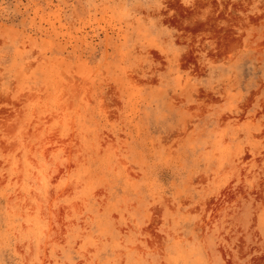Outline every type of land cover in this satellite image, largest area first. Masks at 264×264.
Here are the masks:
<instances>
[{"label":"rangeland","instance_id":"rangeland-1","mask_svg":"<svg viewBox=\"0 0 264 264\" xmlns=\"http://www.w3.org/2000/svg\"><path fill=\"white\" fill-rule=\"evenodd\" d=\"M0 264H264V0H0Z\"/></svg>","mask_w":264,"mask_h":264}]
</instances>
